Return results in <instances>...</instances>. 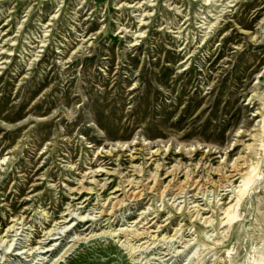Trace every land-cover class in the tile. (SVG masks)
Here are the masks:
<instances>
[{
  "label": "rangeland",
  "instance_id": "1",
  "mask_svg": "<svg viewBox=\"0 0 264 264\" xmlns=\"http://www.w3.org/2000/svg\"><path fill=\"white\" fill-rule=\"evenodd\" d=\"M0 264H264V0H0Z\"/></svg>",
  "mask_w": 264,
  "mask_h": 264
},
{
  "label": "bare ground",
  "instance_id": "2",
  "mask_svg": "<svg viewBox=\"0 0 264 264\" xmlns=\"http://www.w3.org/2000/svg\"><path fill=\"white\" fill-rule=\"evenodd\" d=\"M262 118V117H261ZM254 134V133H253ZM247 146V145H246ZM250 146H247V148H249ZM5 159V158H4ZM4 161V160H3ZM243 164H244V161H243ZM243 164H239L238 162L234 163L230 170H228V174L225 175V171H223L224 167L221 166V165H218V166H215L214 168L212 167L210 169V171H214L216 173H221L219 174L220 177L226 179V180H237L238 178H241L242 181H243V194H246V191L247 189L251 188L253 182L255 181V178H256V175H257V164H251L249 165V167L245 170V168L243 167ZM179 168V167H178ZM196 168V167H195ZM174 170V169H173ZM182 170V169H181ZM114 171V170H112ZM139 172H141V169L138 170ZM174 172V171H173ZM148 173V172H147ZM178 173V172H177ZM121 174V173H120ZM164 174L166 175V178H169L167 181H166V186L168 185H178L181 186V184H184V183H187L189 181V174L188 173H183L181 175V177H183L182 180L178 181V178H176L177 176H175L173 173H172V170H165ZM149 175V174H148ZM179 175V174H178ZM148 179H150V181L153 182V185H155L158 181V178H157V174L154 173V174H150V176L148 177ZM211 180V179H210ZM104 182V181H103ZM106 182V181H105ZM133 181L132 180H128L127 181V185L126 186H129L130 185V188L129 189H132V183ZM138 182V181H137ZM230 182V181H229ZM126 183V182H124ZM144 183V182H143ZM191 184H194V185H197L198 182L196 180L192 181ZM91 186V185H90ZM104 185H102L103 187ZM138 186V185H137ZM142 186V185H141ZM144 186V185H143ZM147 186H150L149 184ZM199 186V185H198ZM240 187V186H239ZM86 189V188H85ZM149 189V188H148ZM163 189V188H162ZM178 189V188H177ZM197 189V188H196ZM143 189L137 191V192H134L133 190L131 192H129L130 194L128 195L129 197H135V196H141L142 191ZM164 190V189H163ZM163 192V191H162ZM124 193H127V192H124ZM242 194V195H243ZM119 196V195H117ZM81 197V196H80ZM244 197V196H243ZM123 198V197H122ZM240 198H242V196L240 197V195L237 196L235 202L233 204H230L228 206H226L224 212H225V217L227 218V221H233L237 218L236 216V212H237V207L239 205V202H240ZM108 199V198H107ZM117 199V198H116ZM115 199V200H116ZM121 200L117 199L112 208L114 207V205H117V204H120ZM113 203V202H112ZM105 210H102L101 212H104ZM238 215V214H237ZM21 219V218H20ZM149 223V222H148ZM9 229L11 227H8ZM7 230V229H6ZM133 233V236H135L136 238H139L141 239L142 237H140L142 234H146L147 232L145 231H142L141 233L139 232H132ZM144 243V242H143Z\"/></svg>",
  "mask_w": 264,
  "mask_h": 264
}]
</instances>
